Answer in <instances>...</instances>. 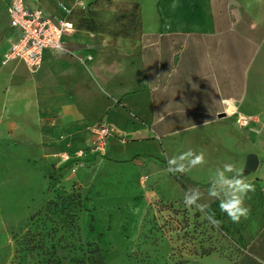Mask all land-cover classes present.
Wrapping results in <instances>:
<instances>
[{"label": "crops", "instance_id": "1", "mask_svg": "<svg viewBox=\"0 0 264 264\" xmlns=\"http://www.w3.org/2000/svg\"><path fill=\"white\" fill-rule=\"evenodd\" d=\"M9 2L0 0L5 163L17 159L34 173L44 160L50 169L130 165L137 175L145 160L165 165L191 149L203 151L206 163L182 174L210 186L224 163L244 169L255 154L256 170H244L255 189L245 200L249 218L221 216L235 246L198 264H264V0H23L73 25L64 50H45L34 73L16 60L1 63L18 37L8 25ZM134 5L137 31L100 27L120 7L131 24ZM236 115L255 119L239 128ZM101 121L112 130L104 152L86 153L76 165L73 152L87 148V128ZM64 153L73 158L62 161ZM194 188L203 194L199 203L219 211L209 187Z\"/></svg>", "mask_w": 264, "mask_h": 264}, {"label": "rangeland", "instance_id": "2", "mask_svg": "<svg viewBox=\"0 0 264 264\" xmlns=\"http://www.w3.org/2000/svg\"><path fill=\"white\" fill-rule=\"evenodd\" d=\"M126 11L100 27L127 33L136 19L124 20ZM163 162L145 160L136 175L130 165L50 169L44 160L34 173L5 163L0 138V264H198L235 246L225 213L185 206L188 189L209 186L172 178Z\"/></svg>", "mask_w": 264, "mask_h": 264}, {"label": "built area", "instance_id": "3", "mask_svg": "<svg viewBox=\"0 0 264 264\" xmlns=\"http://www.w3.org/2000/svg\"><path fill=\"white\" fill-rule=\"evenodd\" d=\"M6 9L8 25L18 32V37L3 54L2 65L16 60L21 62L30 73H34L41 67L45 50H64L63 36L73 28L70 21L54 20L39 9H28L23 0H10ZM251 122L252 118L248 116L236 115L235 117V124L239 128H245ZM87 130L90 133L89 145L86 149L73 152L76 165H80L77 160L86 153H103L106 137L112 132L110 126L103 121L88 127ZM60 158L66 162L73 157L69 153H64Z\"/></svg>", "mask_w": 264, "mask_h": 264}, {"label": "clouds", "instance_id": "4", "mask_svg": "<svg viewBox=\"0 0 264 264\" xmlns=\"http://www.w3.org/2000/svg\"><path fill=\"white\" fill-rule=\"evenodd\" d=\"M168 170L172 173H187L193 168L206 163L203 151L196 152L189 149L178 156L167 160ZM254 185L248 182L244 175V169L233 163H224L217 168L208 188V196L219 200L221 212L225 213L233 223H240L242 219H248L251 209L245 203ZM203 194L197 189H188L184 194V203L188 208L195 207L201 212H206V206L199 203ZM210 223L219 227L221 221L215 219L214 213H206Z\"/></svg>", "mask_w": 264, "mask_h": 264}, {"label": "water", "instance_id": "5", "mask_svg": "<svg viewBox=\"0 0 264 264\" xmlns=\"http://www.w3.org/2000/svg\"><path fill=\"white\" fill-rule=\"evenodd\" d=\"M232 3V1H231ZM258 166V158L255 154H248L246 156V162H245V167H244V170L246 172H251V171H254L256 170Z\"/></svg>", "mask_w": 264, "mask_h": 264}, {"label": "trees", "instance_id": "6", "mask_svg": "<svg viewBox=\"0 0 264 264\" xmlns=\"http://www.w3.org/2000/svg\"><path fill=\"white\" fill-rule=\"evenodd\" d=\"M137 10H138V6H137V5H134V6H133L132 19H133V18H136L135 11H137ZM139 28H140V21H139V18H138V19H137V23H136V25L134 26V31H137ZM165 165H166L167 168L169 167V166H168V163H165ZM168 172H169V175L172 176V178H174V179H176V180L179 179V178H185V175L182 174V173H172V172H170L169 170H168ZM95 250L97 251L96 248H95Z\"/></svg>", "mask_w": 264, "mask_h": 264}]
</instances>
